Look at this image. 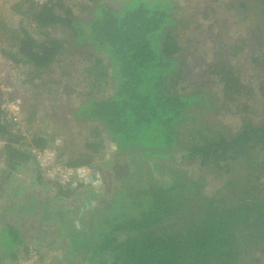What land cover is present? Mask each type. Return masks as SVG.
<instances>
[{"label":"trees","instance_id":"obj_1","mask_svg":"<svg viewBox=\"0 0 264 264\" xmlns=\"http://www.w3.org/2000/svg\"><path fill=\"white\" fill-rule=\"evenodd\" d=\"M181 1L19 0L11 6L16 27L0 18L1 55L19 69L32 97L29 107L21 105V118L35 122L37 96L49 104L43 116L51 128L27 136L12 130L0 110V157L15 169L32 158L31 147L59 137L67 164H94L104 181L103 190L74 205L67 200L77 189L55 186L51 198L38 189L29 196L38 218L28 208L24 219L33 222L25 227L0 219V255L9 254L10 264L28 254L23 241L32 231L42 239L32 245L39 264L51 256V240L65 253L82 254L72 262L64 253L57 264H243L248 254V264H264V195L243 189L250 176H264V159L252 163L248 153L264 157V119H256L262 108L254 104L258 95L264 100V0ZM208 109L212 123L181 135L194 121L207 122ZM218 120L233 126L224 132ZM104 135L115 145L105 159ZM122 154L154 165L157 158L198 160L226 176L217 189L227 188L226 200H218L220 191L202 194L201 182L193 185L178 170L146 186L132 180L138 165L120 176ZM237 174L240 187L227 181ZM4 213L10 215L7 207Z\"/></svg>","mask_w":264,"mask_h":264},{"label":"rangeland","instance_id":"obj_2","mask_svg":"<svg viewBox=\"0 0 264 264\" xmlns=\"http://www.w3.org/2000/svg\"><path fill=\"white\" fill-rule=\"evenodd\" d=\"M19 0H0V18H3L5 20V22H7V24L10 27H16L19 21V16L18 14L14 13L11 11V6L13 4H15L16 2H18ZM183 5L184 3H182V1L180 0L179 2V6ZM198 18V17H197ZM199 19V18H198ZM1 46V44H0ZM7 60H5V58H3L0 55V70L3 73V78H1L2 81H4L5 83H7L8 85H10L13 88V93L17 96V98L20 100V104L24 105V107H29L30 106V101L32 100V97L30 98L29 96V88L28 86H26V91H24V87L23 85L21 86V80L23 77L19 75L18 68H14V65L12 64V66L10 67L9 65H7L5 62ZM7 66V67H6ZM19 67V65H18ZM25 69V67H24ZM6 72V74H5ZM2 83V82H1ZM207 87L205 85V87L202 89V94L204 95V101L205 103L203 104V106H207L208 105V94H207ZM45 98V96H44ZM35 102H37V109H38V113L36 116V120L34 123H29L27 124L24 119L20 118L19 119V126L17 127V125H12V130L14 131H21L22 134H25L27 136H29V133H31L32 131L36 130V129H45L46 131V125H47V119L49 118L48 114L44 115V109L47 110V106L49 105L47 101H43V99H40L36 96ZM254 104L256 105V108H262L261 112L263 115H261L260 117L257 116L256 119L262 121L264 119V100H262V98L258 95L254 98ZM42 104V105H41ZM194 107V104L189 106L187 111L191 112V108ZM209 110V109H208ZM213 110L210 109L209 112L207 114H204V117L206 119L207 122L205 123H199L198 120L194 121L193 125H188L190 126L188 131L185 130V128L181 129V135H183L185 133V136L189 135L191 136L193 133H197L196 131H198V129H203L201 128L200 124H206V123H212V114ZM259 113V111L256 113V115ZM202 116V115H201ZM216 126L220 127L221 130H225L227 127L232 128L233 123L230 120H218L215 122ZM199 126V128H198ZM28 127V128H27ZM185 127V125L183 126ZM51 129V128H49ZM48 129V130H49ZM233 130V129H232ZM225 132V131H224ZM79 133V132H78ZM192 133V134H191ZM56 137H54L55 139ZM104 138V150L107 149V151L105 152V158H108L109 155L113 154V149L110 146V142L109 140L106 138L105 139V135L103 136ZM249 156H250V162L255 163L257 160H259L260 158L263 160L264 157H260L262 155V153H260V151L258 150H252L250 152ZM138 155V154H137ZM136 154H129V155H120L118 157V161H116V171L117 174L119 173L120 176L123 175V172H125L126 170H129L131 167H134L135 165H138L137 167L139 168L135 174L132 175V180L135 181L136 183L142 182L143 186L148 185L149 183L153 182L154 180L158 183H162L165 181H168L169 175L172 171L174 170H178L183 176H186V180L189 179L190 182H192L193 185H197L200 186L198 184H196L197 179L199 180V182H201L202 189H201V193L207 196H212L214 194H220L219 191L220 189L217 191L218 187L220 184H222L225 179L226 176L224 174H222L221 171H216L214 168L212 167H206V166H201L200 163L197 161H192L191 159L188 158H183L182 161L183 163L181 164V162H178L176 160V158L178 157H173L172 159L170 158H164V159H159L157 158L155 161L156 165H154L152 162L153 160L149 159L146 161H138L139 159L136 158L137 156ZM100 161V163L105 164L106 162L103 159H97V162ZM1 167V166H0ZM238 170H242L241 165L239 164V168L237 167ZM221 172V173H220ZM259 178L258 180H253L252 176L249 177L250 182H246L245 184V188L243 189H248L246 190L247 192H249L251 194L252 197H262L264 195V176L261 175L260 171H259ZM181 176V175H180ZM243 176L241 174H237L235 176H233V178L228 179L227 181H229L232 185V183H236L234 184V186L240 187L241 186V182L243 183ZM196 180V181H195ZM195 181V182H194ZM226 181V182H227ZM230 187V186H229ZM233 188V187H232ZM227 189V188H226ZM225 188H223V191L221 192V194L219 195V199L220 201H224L226 199H224L223 194L222 193H226ZM239 189V188H236ZM103 190V189H102ZM242 191L238 190V193L240 194ZM241 197V196H240ZM218 198V197H217ZM217 200V199H216ZM217 200V201H218ZM100 204H104L102 201H99ZM19 225H24V224H20ZM123 235H118L117 239L122 238ZM29 243V242H28ZM27 243V244H28ZM52 246H48L47 247V252L49 255L47 258L45 257L43 260V264H57V261L61 258V256L65 253V247H63L62 245H56V241L51 242ZM69 255H72L71 257H69V259L72 262L75 261H80L82 259V254H75L73 251L72 252H66ZM66 253L63 255L65 256ZM9 254L7 255H0V262L1 264H6V260H10V258L8 257ZM101 256L104 259H108L109 255L107 251H103L101 253ZM256 255H253V257H255ZM54 257V258H53ZM246 260V261H245ZM13 261V260H12ZM243 264H248L251 263L252 261V254L251 255H246L243 258ZM10 263V261L8 262V264ZM34 264H39L38 262H35ZM42 264V263H40Z\"/></svg>","mask_w":264,"mask_h":264},{"label":"built area","instance_id":"obj_3","mask_svg":"<svg viewBox=\"0 0 264 264\" xmlns=\"http://www.w3.org/2000/svg\"><path fill=\"white\" fill-rule=\"evenodd\" d=\"M37 3L45 2L46 0H33ZM7 60V59H5ZM7 65L11 61L5 62ZM6 74V72H5ZM3 73L0 70V89L4 92L3 100L0 102V110L3 116L13 125L19 126L21 118V104L18 98L9 99L7 94L13 92V88L7 85L3 78ZM2 82V83H1ZM61 139L56 137L51 145L43 148H30V154L34 159L40 174L51 183L56 184L63 189H78L80 187H89L94 190H102L104 187L103 177L99 169L94 164L84 165H69L65 162L60 154ZM33 244L29 245L28 254L19 256L15 264H34L38 260V253Z\"/></svg>","mask_w":264,"mask_h":264},{"label":"crops","instance_id":"obj_4","mask_svg":"<svg viewBox=\"0 0 264 264\" xmlns=\"http://www.w3.org/2000/svg\"><path fill=\"white\" fill-rule=\"evenodd\" d=\"M0 44H1V46H0V55H1V50L5 49V46L1 42H0ZM12 64L13 63L11 62L9 66L11 67ZM24 91L27 92L26 87H24ZM46 129L48 130L49 128L46 127ZM37 130H42V129H37ZM49 130H51V129H49ZM109 142L111 143L110 144L111 148L114 149V147H115L114 143L112 141H109ZM60 147H61V145H60ZM1 148H2V142L0 141V149ZM60 150H61V148H60ZM106 151H107V149L104 150V153ZM0 156H1V154H0ZM2 158L3 157H0V166H1L0 167V186H2V188H3V193L0 196V217H2L0 219H2L5 224H12L14 222H18V223L26 222L27 223V221H30V219H24V215L28 214V210H29L28 208H31V210H32L31 213L34 214L33 217H35V219H37L38 218L37 213L40 209L39 210L34 209L35 203L33 202V199H31L29 196H31L33 194V192H39L38 189H40L41 191H43V193H45L46 195H48V197H50L54 194L53 188L57 185L54 183H51V181L45 179L40 174L39 169H38L33 158H31L30 160H28L26 162L22 161L19 164L16 163L18 166L15 169L8 168L4 158L3 159ZM37 177H40L41 180L43 181V183H38L36 180ZM51 187L53 190L51 189ZM90 191L96 192L97 190H94V189L88 188V187H80L74 191L75 192L74 194L76 196L74 195V197L72 199H68L67 201L69 203H73V205H74V204H76V201L78 199H81L82 197L86 196L87 193H89ZM91 198L95 201L94 195L91 196ZM8 200L12 201V207L11 208H9L10 205H8ZM67 201H65V203H67ZM6 207L8 209L9 214H10L8 217L4 213V208H6ZM59 218H60V216H59ZM30 222H33V221L31 220ZM66 225H68V224L66 223ZM72 225H77V224L75 223ZM20 226L25 227V225H20ZM33 227H36V225ZM46 227L51 228V227H53V225H46ZM48 228H46V229H48ZM29 234L30 235L27 236L28 238L25 239V241H23V242L25 244H27L29 242L28 245L34 244V241H36V239H38V238L34 236L33 231ZM38 240H42V239H38ZM51 241L53 242V240H51ZM23 242H22V244H24ZM49 243L52 244L51 242H49ZM5 255H7V254H5ZM9 261L10 260H6V264H8Z\"/></svg>","mask_w":264,"mask_h":264}]
</instances>
